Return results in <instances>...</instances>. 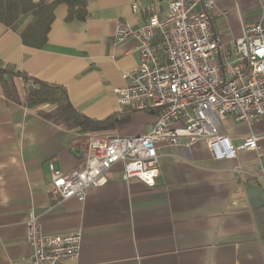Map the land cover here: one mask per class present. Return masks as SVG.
<instances>
[{"label": "crops", "instance_id": "0c3cea01", "mask_svg": "<svg viewBox=\"0 0 264 264\" xmlns=\"http://www.w3.org/2000/svg\"><path fill=\"white\" fill-rule=\"evenodd\" d=\"M214 31L233 47L260 14L258 0H215ZM88 0L84 20L66 19L67 6L55 19L43 46L25 43L20 27L0 21V66L25 73L33 81L65 87L79 112L92 119L120 114L115 88L123 73L140 60L138 41H116L117 26L145 25L161 16L170 0ZM226 12V15L223 13ZM21 101L10 99L0 76V264H30L28 220L38 217L46 235L80 231L77 257L61 264H264V137L258 150H239L236 158L217 160L205 140L192 146L158 148L156 184L123 178L114 164L108 182L90 187L85 199L52 200L51 167L70 172L84 168L91 134L136 135L152 130L153 110L128 112L109 130L69 129L39 112L51 105L24 102L23 75L15 77ZM225 131L235 144L264 134V115L249 124L229 117Z\"/></svg>", "mask_w": 264, "mask_h": 264}, {"label": "built area", "instance_id": "2783aa9c", "mask_svg": "<svg viewBox=\"0 0 264 264\" xmlns=\"http://www.w3.org/2000/svg\"><path fill=\"white\" fill-rule=\"evenodd\" d=\"M258 2L259 16L233 47L214 31L215 0H170L169 12L150 14L145 25L119 24L115 40H137L140 54L137 66L123 73L125 84L115 88L119 104L153 110L157 119L145 134H91L84 168L63 172L51 167L52 200L83 201L88 188L108 182V170L119 161L125 180L138 178L154 186L162 144L192 146L205 140L217 160L258 150L264 134L235 144L225 131L229 117L253 124L264 115V0ZM131 7L137 13L139 0H131ZM27 224L30 264H61L79 255L80 231L46 235L34 212Z\"/></svg>", "mask_w": 264, "mask_h": 264}, {"label": "trees", "instance_id": "16d2710c", "mask_svg": "<svg viewBox=\"0 0 264 264\" xmlns=\"http://www.w3.org/2000/svg\"><path fill=\"white\" fill-rule=\"evenodd\" d=\"M67 6L66 19L84 20L88 16V0H0V21L10 27H21L20 35L25 43L43 46L47 41L55 9ZM23 75L29 83L25 87L24 102L32 106L51 105V109L39 108L38 112L48 120L69 129L81 127L88 131L109 130L127 118L131 108H125L120 114L105 119H92L79 112L72 105L64 86L36 81L25 73L14 72L0 66V76L6 95L15 101H21L15 77Z\"/></svg>", "mask_w": 264, "mask_h": 264}]
</instances>
